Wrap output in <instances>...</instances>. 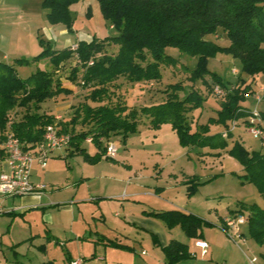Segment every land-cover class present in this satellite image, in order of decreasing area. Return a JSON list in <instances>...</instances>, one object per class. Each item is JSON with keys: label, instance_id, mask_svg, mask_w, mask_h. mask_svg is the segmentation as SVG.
Wrapping results in <instances>:
<instances>
[{"label": "rangeland", "instance_id": "rangeland-1", "mask_svg": "<svg viewBox=\"0 0 264 264\" xmlns=\"http://www.w3.org/2000/svg\"><path fill=\"white\" fill-rule=\"evenodd\" d=\"M42 1L0 0V63L15 65L22 79L52 69L48 58L34 60L47 47L71 49L80 40L116 34L96 0H79L69 7L70 30L49 23ZM208 40L219 48L230 44L226 36L210 35ZM116 50L114 45L106 46L108 55ZM166 54L177 59V64L161 68L160 84L134 86L119 79L116 92L129 105L140 108L161 103L168 85L181 83L186 90L193 86L203 99L192 114L200 125H207L210 118H216L220 99L212 89L208 94L200 80L187 79L188 71L198 67L199 57L174 48H167ZM69 65L73 67L74 62L63 66L56 77L63 86L73 88ZM205 67L223 83L243 79L251 84L254 93L240 104L251 112L256 109L264 128V74L247 76L237 59L221 52L206 58ZM84 94L85 90H73L41 106L66 120L70 107ZM256 97L261 99L259 103ZM208 128L210 134L223 131L221 125ZM232 134V140L246 150L264 153L262 141L254 139L240 122ZM108 143L116 147L113 159L102 157L93 163L74 155L48 160L46 170L33 178L44 189L27 195L37 201L14 213L9 207L6 213L10 214L1 216L5 219L0 221V264H166L163 247L171 239L186 244L194 254L176 264H264V247L249 235L248 224L227 228L224 222L247 217L245 210L237 211L241 203L264 209V197L254 184L243 180V167L235 158L224 152L212 155L206 148L184 147L168 124L155 130L141 123L125 142L112 137ZM82 146L89 156L96 153L94 144L83 142ZM2 166L0 163V174L8 172L7 165L5 171ZM192 180L201 184L189 195ZM152 209L183 211L204 220L207 224L200 241L208 245L207 255H201L179 225L168 227L151 214Z\"/></svg>", "mask_w": 264, "mask_h": 264}, {"label": "trees", "instance_id": "trees-1", "mask_svg": "<svg viewBox=\"0 0 264 264\" xmlns=\"http://www.w3.org/2000/svg\"><path fill=\"white\" fill-rule=\"evenodd\" d=\"M78 1L43 0L49 23L64 25L70 30L69 7ZM96 1L104 20L116 31L115 35L80 40L75 53L69 47L62 50L47 47L34 60L48 58L52 69L37 71L26 79L18 76L15 65L0 63V163L7 158L4 144L10 136L17 138L25 151H31L43 141L50 125L70 136V146L65 149L70 151L68 156L80 155L94 163L102 157L113 159L106 156L112 137H121L125 142L141 123H148L155 130L168 124L184 147L206 148L212 155L224 152L235 158L243 167V180L254 184L264 197V153L248 151L232 140L239 122L249 127L252 112L240 103L245 96L254 93L251 84L243 79L235 84L223 83L205 67L206 58L221 52L237 59L247 76L264 74V0ZM210 35L226 36L229 46L219 48L208 40ZM108 45L117 48L114 55L106 53ZM167 48L199 57L198 67L188 71L187 79L200 80L208 94L211 89L214 93L215 87L222 91V95H216L220 99L216 118H210L207 125H200L192 114L201 107L203 99L193 86L186 90L181 83L168 85L161 103L140 108L129 105L116 92L121 84H118L119 79H125L130 85L160 84L161 68L177 64V59L166 54ZM71 61L74 65H69L68 79L73 83L69 82L75 85L74 91L82 89L86 94L70 107L68 119L57 121V116L41 105L48 99L72 92L56 77ZM179 93H183L182 97ZM210 124L221 125L223 131L210 134ZM232 125L235 127L231 131ZM88 139L96 147L93 156L82 146ZM200 184L196 180L189 181L188 194L192 195ZM242 210L247 212L245 223L249 226V235L264 247V209L241 203L237 211L242 213ZM151 214L168 227L179 225L194 243L200 241L202 227L207 224L193 214L178 210L151 211ZM163 251L166 264L194 257L186 244L174 239Z\"/></svg>", "mask_w": 264, "mask_h": 264}, {"label": "built area", "instance_id": "built-area-1", "mask_svg": "<svg viewBox=\"0 0 264 264\" xmlns=\"http://www.w3.org/2000/svg\"><path fill=\"white\" fill-rule=\"evenodd\" d=\"M77 45H71V50L76 51ZM236 74V71L232 72ZM215 95H222V91L218 88H214ZM256 101L259 103L261 99L256 97ZM259 114L257 110L252 112L248 118L249 127L248 132L254 139L262 141L264 144V128L262 127ZM59 121L60 117H56ZM232 125L231 131L234 129ZM225 136V134H224ZM90 142V139L86 140ZM70 146V136L67 134L59 133L55 125H50L46 128L43 141L37 145L31 151H25L23 145L17 138L10 136L5 144L4 148L7 152V158L5 164L7 165L8 172L0 174V196L1 197H23L34 193H40L44 187L42 185L33 184L31 182V167L34 163L41 169H45L49 156L56 151H63ZM116 154V147L112 144H108L106 147V156L114 158ZM5 213L4 207L0 203V216ZM227 228H238L245 224L243 217L236 219L226 218L224 220ZM194 247L199 249L202 256L207 254L208 245L204 241H196ZM255 262V260H252ZM80 264V261L74 263Z\"/></svg>", "mask_w": 264, "mask_h": 264}, {"label": "crops", "instance_id": "crops-1", "mask_svg": "<svg viewBox=\"0 0 264 264\" xmlns=\"http://www.w3.org/2000/svg\"><path fill=\"white\" fill-rule=\"evenodd\" d=\"M136 85V84H135ZM134 85V86H135ZM137 85H139V84H137ZM67 88V87H66ZM68 89H70L71 91H73V90H75V87H73V88H68ZM69 149L68 150H63V151H56V152H53L50 156H49V159L50 158H54V157H64V156H68L69 155ZM48 159V160H49ZM48 163V162H47ZM1 164H3V166H2V170L3 171H5L6 170V168H5V166L4 165H6L5 164V162H1ZM33 165H36V167H35V170L33 169V171H32V168H33ZM32 165V167H31V182L33 183V184H36L35 182H34V180H33V178H35L36 176H37V173L38 172H40V171H45L46 170V168H47V166H46V168L45 169H41L38 165H37V163H34ZM35 201H37V199L36 198H34V197H30V196H23V197H1L0 196V203H1V205L4 207V209H5V213L4 214H10V213H6V209H8L9 207H11V209H12V211H11V213H14V212H16V211H19L20 209H22V208H24V209H26L27 207L28 208H30V206H32L33 204H34V202ZM160 202V201H159ZM166 202H164V203H162L163 205H166L165 204ZM154 205H152V207H153ZM157 207H159V206H157ZM152 211H155V212H162V210H156V209H152ZM1 216H3V215H1ZM1 216H0V221H2V220H4L5 218L4 217H2L1 218ZM172 240V239H171ZM203 241V240H202ZM197 249V248H196ZM199 250V249H198ZM207 255V254H206Z\"/></svg>", "mask_w": 264, "mask_h": 264}]
</instances>
